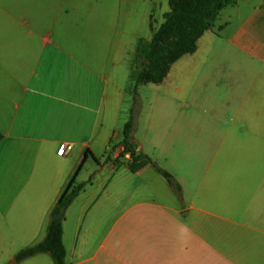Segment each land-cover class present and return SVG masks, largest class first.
Returning <instances> with one entry per match:
<instances>
[{"label": "crops", "instance_id": "0c3cea01", "mask_svg": "<svg viewBox=\"0 0 264 264\" xmlns=\"http://www.w3.org/2000/svg\"><path fill=\"white\" fill-rule=\"evenodd\" d=\"M72 1L76 10L66 0H0V264L42 240L70 180L81 184L83 164L104 156L101 170L125 168L143 199L116 212L101 195L87 213L112 220L92 237L78 227L82 207L66 244L72 202L66 264H264V0L225 6L158 84L165 99L152 101L145 125L158 157L134 129L137 151L171 175L180 198L151 164L131 172L121 141L111 147L125 95L114 65L129 58L131 32L149 22L153 35V13L136 0ZM187 92L193 103L175 104Z\"/></svg>", "mask_w": 264, "mask_h": 264}, {"label": "trees", "instance_id": "16d2710c", "mask_svg": "<svg viewBox=\"0 0 264 264\" xmlns=\"http://www.w3.org/2000/svg\"><path fill=\"white\" fill-rule=\"evenodd\" d=\"M235 0H168V11L163 14V21L154 31L151 39H140L133 58L134 104L137 102V89L140 85H158L167 76L171 66L183 56L195 52L200 37L211 29L219 12ZM134 105V108H135ZM135 111L131 110L130 118L122 128V156L128 154L130 162L126 164L131 172H136L151 164L156 172L166 181L174 193L180 198L179 185L169 173L137 151L132 142L134 132ZM2 135L0 134V140ZM84 183L74 184L70 180L48 214V223L44 238L31 246L20 250L15 259L21 262L38 254H47L54 264H66L65 250L62 243V225L65 212L74 199L83 190Z\"/></svg>", "mask_w": 264, "mask_h": 264}, {"label": "rangeland", "instance_id": "374dc122", "mask_svg": "<svg viewBox=\"0 0 264 264\" xmlns=\"http://www.w3.org/2000/svg\"><path fill=\"white\" fill-rule=\"evenodd\" d=\"M73 3L74 2L72 0H66V8L68 10L70 9L76 10V7L75 5L73 6ZM131 4L136 5L137 11H140L141 13L145 9V7H147L146 9L147 13L150 12L153 13L152 25L153 26L155 25L156 28L159 27L160 23H162L163 21L160 15L161 12L169 10L167 0H160L157 4L146 3V5L144 1L136 0V1H132ZM69 19H71L70 16H68L67 21ZM74 20L75 18L71 20V22ZM134 35H139L141 39L149 41L152 37V32L150 29L149 22H147L145 26L141 27V30H139V34L131 32V37L126 40L128 42L127 48L130 51L129 58H127V54H125L123 60L122 59L119 60V58L116 59V63L114 65V70H113L114 80H115L114 83L116 84V87L118 86L119 88L125 89V95L120 110L114 114L115 119L114 122H112V126L113 129H115L113 133H115L116 135L113 141L111 142L112 143L111 147H114L113 145H116L118 142L121 141L122 128L125 122H127L128 119L130 118L131 110L134 109L135 136L144 143L145 149L149 153H151L154 157H158V154L160 155L159 150H156L157 148H154L151 144H148L149 138L152 136L151 135L152 132H148L145 129V125H146V118L148 115L150 104L153 103L152 101L154 100H158V103L164 101L165 89L163 86L160 85H152V84L140 85L137 89V96H136L137 102L136 105L134 104L133 71L135 70L131 67V61L133 60L134 49L138 41L137 39H134ZM99 65L100 67L102 66L100 61H99ZM108 68H110V63L108 64ZM194 99L195 98L192 97V94L190 92H187L182 98H177L175 100V104L189 105L193 103L192 100ZM221 127L223 130L225 126L221 124ZM113 133L110 136H112ZM145 133H148L147 138H144ZM72 159L73 157L71 156L70 158L67 159V162L74 163ZM99 159L100 160L98 162H95L91 157H89L88 161L85 164H83L80 174L77 178L76 181L77 183H84L85 185L83 188L84 191L76 199H74L73 201L74 203L70 207L66 215L67 223L64 225L66 244L70 243L74 237L76 231V221L78 219V212H79L78 210L81 209L82 207L84 208V212L80 216L82 220L79 222L78 227H80V230H82L81 232H83L85 228L90 227V230L92 231L91 233L92 237H95L99 233H102L106 225L112 220V218H110V216L108 217L107 215H104L101 219V217L97 215L96 209L87 213L88 209L101 195H103V197L101 198L100 202H105V203L110 202L109 205H111L116 212L119 211V209H116L117 207L126 205L132 200L143 199L141 198L143 197V195H141L137 191H135L134 193L129 191V189L131 188H138V186L142 184V182L140 183V180H137L132 175H130V173L126 171V169L123 167H121L120 171L118 172H116L117 169L114 170V176L110 172L109 168L107 170H101L100 164H105L107 158L106 156H104ZM107 186H108V189L106 190L107 195H104L102 194V192ZM109 195L110 198L108 197ZM98 217H99V221L97 220ZM45 229L42 237L45 236ZM66 247H69V245H66ZM14 259L15 258L13 257L6 258V260H4V264H14ZM22 262L16 261L17 264H28ZM34 264H54V263L47 254H40L37 255L36 259H34Z\"/></svg>", "mask_w": 264, "mask_h": 264}, {"label": "built area", "instance_id": "2783aa9c", "mask_svg": "<svg viewBox=\"0 0 264 264\" xmlns=\"http://www.w3.org/2000/svg\"><path fill=\"white\" fill-rule=\"evenodd\" d=\"M69 150H70V147H68V146H64V147L62 148L61 156H65V155H67L68 152H69Z\"/></svg>", "mask_w": 264, "mask_h": 264}, {"label": "water", "instance_id": "95a60500", "mask_svg": "<svg viewBox=\"0 0 264 264\" xmlns=\"http://www.w3.org/2000/svg\"><path fill=\"white\" fill-rule=\"evenodd\" d=\"M16 263V259H14V264Z\"/></svg>", "mask_w": 264, "mask_h": 264}]
</instances>
